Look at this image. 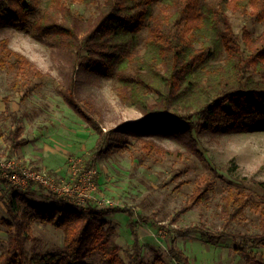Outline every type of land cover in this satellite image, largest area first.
Instances as JSON below:
<instances>
[{
  "label": "trees",
  "instance_id": "trees-1",
  "mask_svg": "<svg viewBox=\"0 0 264 264\" xmlns=\"http://www.w3.org/2000/svg\"><path fill=\"white\" fill-rule=\"evenodd\" d=\"M74 4L94 11L85 17L75 11ZM230 13L261 23V34L255 36L246 27L242 34L237 33ZM0 26L29 33L58 49L71 64L70 74L58 84L59 93L98 134L86 169L116 150H125L132 138L146 153H175L140 137L138 131H149L150 123L176 133L203 160L195 131L264 130V0H0ZM144 29L147 34L142 40ZM77 66L114 78L119 101L138 109L146 120L106 131L99 110L78 94ZM0 69L14 72L29 87L50 75L13 49L8 36L0 37ZM22 133L20 125L10 132L12 149L22 145ZM2 172L0 168V178ZM215 183L210 175L198 180L192 203L208 199ZM249 184L255 187L228 190L222 212L231 223L251 210L258 215L260 232L211 233L206 229L202 233L209 241L216 234L239 237L240 254L252 264H264L247 245L264 244V196L257 197L256 190L264 191V181L252 179ZM7 203L13 221H3L9 240L0 264H128L112 242L115 228L106 219L108 214L126 209L44 207L13 188ZM34 222L62 229L63 248L29 253L26 243L33 237ZM135 247L137 250V243ZM96 255L100 258L93 262ZM174 256L181 264H191L178 248H174ZM163 263L161 256L147 261L138 250L131 260V264Z\"/></svg>",
  "mask_w": 264,
  "mask_h": 264
},
{
  "label": "rangeland",
  "instance_id": "rangeland-1",
  "mask_svg": "<svg viewBox=\"0 0 264 264\" xmlns=\"http://www.w3.org/2000/svg\"><path fill=\"white\" fill-rule=\"evenodd\" d=\"M73 7L85 17L94 11L81 4ZM230 15L237 33L242 34L246 27L255 36L261 34V23L248 16ZM141 34L143 40L147 30ZM4 36L10 38L13 49L25 54L50 75L29 87L19 81L20 77L14 72L0 69V168L12 164L14 170L31 168L46 172L57 184L74 191L59 194L38 185L14 184L2 173L0 254L9 240L3 221H13L7 205L13 188L44 207L66 204L126 209L108 214L106 219L115 228L112 242L128 264L137 250L147 261L161 256L163 264H181L174 256V248L182 250L191 264H252L237 250L241 238L216 234L209 241L202 231L260 232L256 213L247 209L243 218L229 223L222 205L230 188H254L249 184L252 179L264 181V130L222 134L195 131L203 160L189 151L176 133L161 129L163 125L155 127L157 123H150L149 131H138L140 137L150 138L157 146L175 153H146L132 138L125 150H116L98 159L89 175L85 163L98 134L69 107L58 90V84L70 74L71 64L58 49L22 30L0 26V37ZM74 76L79 96L89 99L99 110L106 131L146 120L138 109L119 101L114 78L102 77L82 66H77ZM19 125L23 127L22 145L12 149L10 132ZM205 175L214 177L216 189L208 199L192 203L197 182ZM256 190L257 197L264 196L263 190ZM187 205L190 207L185 210ZM32 228L33 237L26 243L29 253L63 248L62 229L41 222H34ZM185 229L188 230L184 233L179 231ZM247 245L249 251L264 260V244ZM99 258L100 255H96L92 261L97 262Z\"/></svg>",
  "mask_w": 264,
  "mask_h": 264
},
{
  "label": "built area",
  "instance_id": "built-area-1",
  "mask_svg": "<svg viewBox=\"0 0 264 264\" xmlns=\"http://www.w3.org/2000/svg\"><path fill=\"white\" fill-rule=\"evenodd\" d=\"M88 174L91 175L93 172L91 169L88 170ZM3 175L10 182L14 184H24L27 185L30 182H34L35 186H43L59 194L72 193L74 190L67 186H60L54 180V177L48 175L46 172H40L32 170L31 168H19L14 170L12 164H8L3 168ZM80 186L78 185V188ZM64 192V193H62Z\"/></svg>",
  "mask_w": 264,
  "mask_h": 264
}]
</instances>
